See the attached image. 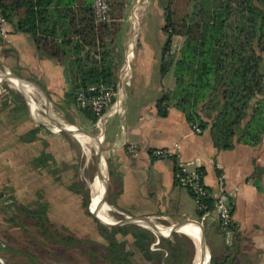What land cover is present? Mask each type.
I'll return each mask as SVG.
<instances>
[{
    "label": "trees",
    "instance_id": "trees-1",
    "mask_svg": "<svg viewBox=\"0 0 264 264\" xmlns=\"http://www.w3.org/2000/svg\"><path fill=\"white\" fill-rule=\"evenodd\" d=\"M0 3L7 20L17 17L16 29L28 34L45 56L64 67L69 84L66 109H74L95 125L96 118L90 109L80 107L77 93L90 86L115 85L120 64L115 63L110 50L112 31L108 23L95 22L93 0H0ZM75 5L78 10L64 11ZM159 5L164 18L160 71L161 75L173 71L175 78L174 88L157 101L159 115L166 117L170 107L177 108L191 126L210 130L213 145L219 150L233 148L235 141L256 144L258 135L243 139L247 130L242 125L253 99L264 93V0H159ZM181 5L185 11L179 14ZM65 17L67 23H63ZM176 36L183 41L178 50L172 51ZM9 103L2 102L5 117L11 118L12 114L23 122L28 117L25 104L19 100L17 108ZM44 129L43 126L31 129L19 136L18 141L34 143L41 139L39 135ZM29 164L31 170L42 171L55 164V159L43 149ZM50 173L56 177L58 172ZM109 176L112 181L110 172ZM102 183L105 194L106 175ZM71 187L70 190L81 195L82 207L91 216L88 194ZM105 199L109 203L107 195ZM14 200L9 196L7 202L12 205ZM204 202L211 211L213 200L207 198ZM21 205L18 212L31 221L45 241L67 249L81 247L90 264H140L126 252L124 241L119 239L128 233L140 247L141 258L152 264H192L196 254L188 236L160 237L155 243L153 233L136 224L106 226L96 220L98 232L108 245L78 240L53 228L48 218L49 204L40 193ZM204 214L205 210H198L199 218ZM225 241L226 231L218 225L212 232L207 264H234ZM218 245L223 250L219 255L214 251ZM87 247L93 251L89 252ZM100 249L104 250L101 255Z\"/></svg>",
    "mask_w": 264,
    "mask_h": 264
},
{
    "label": "crops",
    "instance_id": "crops-1",
    "mask_svg": "<svg viewBox=\"0 0 264 264\" xmlns=\"http://www.w3.org/2000/svg\"><path fill=\"white\" fill-rule=\"evenodd\" d=\"M108 3L111 8L108 25L112 31L108 43L115 63L120 64V70L125 62L127 46L134 34L133 21L137 18L139 22V12L152 3L160 12L162 9L159 0H108ZM129 7V20L132 24L125 22ZM78 9L75 5L65 8L64 11ZM67 21L68 17H65L63 23ZM8 22L9 36L6 39L0 37V65L7 72L6 75L19 78L26 86L44 92L48 102L56 103L64 112L68 111L65 95L69 84L65 78L64 67L45 56L28 34L16 29L17 17ZM163 25L164 21L161 23L160 32L164 39ZM139 30L140 22L135 32L138 33ZM179 38L182 43L183 38ZM118 40L119 45L116 43ZM148 51L149 60L146 59L142 64L141 72L143 77L159 75L160 83L156 87V93L146 97L145 90L149 86L146 84L143 91L139 92L135 90L136 85L133 86L132 82L125 89V113L107 122L103 141L101 135L102 150L112 179L114 206L123 212L122 215L149 218L159 227H165L169 231L166 238H170L173 227L182 224L181 228H188L201 238L203 236L205 242L209 238L210 243L212 232L219 225L212 211L205 220L203 217L199 218L192 195L175 182L176 167L186 163L190 170H200L203 173L204 183L212 197L220 178L224 180L227 190L233 193L230 202L233 224L226 232L225 241L230 258L235 259L233 263L264 264V93L253 99L242 125L247 130L243 139H249L255 134L259 136V141L256 144L235 141L233 148L219 150L213 145L210 130L200 129L201 133L195 132L194 126L187 122L184 114L177 108L170 107L166 117L159 115L157 101L165 92L174 88L175 78L173 71L165 75H161V71H154L156 63L150 61L151 55ZM52 94L55 96L52 97ZM2 102L3 100L0 102V112L3 111ZM32 112L35 114V111ZM71 112L69 110L68 114ZM5 123L2 116L0 124ZM37 124L46 128L45 123ZM31 129H34L33 126L29 130ZM134 143L140 146L137 157L129 155L126 150L128 145ZM161 148H173L175 158H152L151 151ZM191 220H200L206 227L190 222ZM180 233L191 236L179 230L177 234ZM214 250L217 255L223 251L219 245ZM208 262L207 258L206 264Z\"/></svg>",
    "mask_w": 264,
    "mask_h": 264
},
{
    "label": "rangeland",
    "instance_id": "rangeland-1",
    "mask_svg": "<svg viewBox=\"0 0 264 264\" xmlns=\"http://www.w3.org/2000/svg\"><path fill=\"white\" fill-rule=\"evenodd\" d=\"M181 6L182 8L178 10L179 14L185 11V7ZM129 10L130 7L128 8L125 22L132 24V21L129 20ZM138 18L140 30L138 33L135 32L137 24L139 25L138 19L135 18L134 24H132V27L134 26L132 34L134 33V36L132 35L130 40L131 42L133 37H135L134 42L132 41L135 52L133 50L134 58L132 57L133 62L131 61V76L133 86L136 85V91L142 92L146 84L149 86L145 90L147 97L153 96L156 93L160 77L157 74L156 76L150 74L143 77L141 67L146 59L149 60L147 58V51L149 50L148 52L151 55L150 61L156 63V69L154 68L153 70L158 73L160 71L161 49L164 43L160 32L161 23L164 21V18L162 12L153 3L143 8L139 12ZM116 43L119 45V40ZM180 46L179 36L174 37L172 51L178 50ZM2 67L0 65V77L2 74L3 76L7 74ZM1 92H5V95L3 96ZM54 96L55 94H52V97ZM7 97L9 98L7 102L10 101V107L19 108V100H22L27 107L29 115L26 118V122H22V118L15 119V116L12 114H9L11 118L5 117V112H0V118L3 116L6 122L5 124H0V260L5 264H90L89 257L82 252L81 247L67 249L56 245L53 241H45L31 221L18 212V209H21V204L26 203L28 200L36 199L40 193L44 201L49 204L48 218L53 228L57 229L58 232L78 240H94L101 245H108L105 238L101 237L98 232V222L95 219V212L99 216L102 213L94 204L97 196L95 153L100 142L102 146L104 133L102 134L96 125L75 110L68 117V111L64 112L58 108L56 103L48 102L44 92L32 89L31 86L18 88L9 80L2 79L0 83V102ZM32 100L34 106L37 107L35 114L32 112L35 110L32 108ZM18 114L19 116L21 115V113ZM49 115L54 121H58L64 125V127H60L61 129L67 130V127L70 126L74 131L82 134L89 142L75 139L69 130L68 133L58 132L54 126L51 127L46 122ZM44 121L46 122V128L41 131L39 135L40 140L31 144H24L18 141V137L28 132L31 126L35 128L39 125L37 122L44 124ZM27 124L29 125L28 128L26 127ZM85 131L98 139L85 136ZM91 141H95L97 147H94ZM43 149L53 154L55 164L42 171L31 170L29 164L31 159L39 155ZM102 162L105 169L104 176L106 175L108 180L109 190L107 191V197L109 203L106 201V196L101 187L103 180L99 182V188L104 196L103 199L112 207L104 213L105 219H110L109 221L112 223L125 221L127 220L125 216L127 214L122 215L121 213L123 212L113 204L114 191L111 190L112 181L110 180L104 154ZM100 168L101 163L98 165V170ZM51 170L58 172L56 177L52 176ZM71 186H75V188L88 194V197L91 199V216H88L82 207L81 195L75 193L73 189L70 190L69 187ZM9 196L15 198L12 205L7 202ZM151 232L154 235L155 243H157L160 235L153 231ZM190 237L195 246L196 257L199 253V240L195 236L191 235ZM119 239L124 241L126 252L137 263L152 264L145 258H141L143 254L138 249L140 247L129 233L125 236H120ZM209 244L205 245L208 260H210ZM87 250L89 252L93 251L90 247H87ZM101 252L104 253V250L101 251L100 249V255ZM195 257L192 264H194Z\"/></svg>",
    "mask_w": 264,
    "mask_h": 264
},
{
    "label": "built area",
    "instance_id": "built-area-1",
    "mask_svg": "<svg viewBox=\"0 0 264 264\" xmlns=\"http://www.w3.org/2000/svg\"><path fill=\"white\" fill-rule=\"evenodd\" d=\"M93 9L95 22L97 24L109 23L111 20V8L108 0H93ZM9 22L4 14L3 7L0 3V37L6 39L9 36ZM134 50V48H133ZM131 56L127 51L125 62L119 70L117 83L115 85H96L87 89L80 90L77 93V101L80 107L90 109L92 115L96 118L95 125L102 132L105 131L107 122L114 117L123 115L125 89L132 83L131 76ZM4 96L5 92H1ZM7 99L3 101L7 102ZM195 132L201 133L200 128L194 126ZM104 135V134H103ZM127 153L133 157H137L140 152V146L137 143L127 146ZM176 153L173 148H161L151 151V157L156 160H170L175 158ZM177 186L187 190L193 197L194 203L198 210H205L203 220L208 218L210 212L215 217V221L228 231L233 224V213L231 208V197L233 193L227 190L225 182L219 179L218 188L212 197L208 191L204 180L203 173L200 170H190L188 164H179L174 173ZM211 198L214 203V209L208 211L205 199Z\"/></svg>",
    "mask_w": 264,
    "mask_h": 264
},
{
    "label": "bare ground",
    "instance_id": "bare-ground-1",
    "mask_svg": "<svg viewBox=\"0 0 264 264\" xmlns=\"http://www.w3.org/2000/svg\"><path fill=\"white\" fill-rule=\"evenodd\" d=\"M134 40V39H133ZM134 42V41H133ZM133 42H130L129 44H128V47H127V51L129 52V55L131 56V54H132V51H133V48H134V44H133ZM6 75V74H5ZM3 76V74H2V76L0 77V80H2V79H7V80H9L10 82H12L15 86H17L18 88H22L23 86H26V84L24 83V82H22L21 80H19L18 78H16V77H14V76H12V75H10V74H8V75H6V76ZM25 90H27V89H25ZM25 90H23V91H25ZM28 92V91H27ZM30 95V94H29ZM32 103H33V100H32ZM32 103H30V104H32ZM45 104V103H44ZM40 105V104H39ZM38 105V106H39ZM32 108H34L33 110L35 111V112H37V107L36 106H34V103H33V107ZM42 109V108H41ZM51 112V111H50ZM53 115V114H52ZM49 118H48V120L46 121L47 123H48V125H50L51 127L52 126H54V127H64V125H62V124H60L58 121L56 122V121H54L53 120V118L49 115L48 116ZM46 122L44 121V123L46 124ZM70 131L71 132V135H73L74 137H75V139H77V140H80V141H87V142H89L82 134H80L79 132H77V131H74L70 126L69 127H67V131ZM68 131V132H69ZM84 134H85V136H87V137H91L87 132H84ZM92 138V137H91ZM96 139H98V138H96ZM95 140V139H94ZM101 143V142H100ZM91 144L94 146V147H97V143L95 142V141H91ZM92 157V156H91ZM104 174H105V169H104V165H103V162H101V168H100V170H98V176H97V196H96V199L94 200V204H95V206L99 209V211L102 213V215L101 216H96V219L98 220V221H103V222H105V223H112L111 221H109V220H107V219H105V215H104V213L105 212H107V211H109L110 210V207L111 206H109L108 205V203L103 199L104 198V196H103V194L101 193V190H100V188H99V182L100 181H102L103 180V177H104ZM96 175V174H95ZM95 180V181H96ZM93 182V181H92ZM96 190V189H95ZM109 189H108V183H107V185H106V187H105V196L107 195L106 193H108L107 191H108ZM96 192V191H95ZM112 208V207H111ZM115 211V210H114ZM101 217H102V219H101ZM114 221V220H113ZM149 228H151V230H153V232L154 233H156V234H159L157 231L160 229V230H162V231H168V230H166V229H164L163 227L161 228V227H157V226H155L154 224H148L147 225ZM162 226V225H161ZM166 228H168V227H166ZM171 228V227H170ZM179 230H181V231H184V232H187V233H189L190 235H193V236H195L196 238H198V240H199V245H200V247H199V250H198V252H200L201 250H202V248H204V246H205V238L202 236V238L198 235V234H196L195 232H193L192 230H190V229H188V228H185V227H182L181 229H179ZM169 232V231H168ZM197 240V241H198ZM197 245V244H196ZM203 256H202V258H201V260L200 261H202V263L201 264H203L204 263V261H205V259L207 258V256H208V254L205 252V253H203L202 254ZM196 258V257H195Z\"/></svg>",
    "mask_w": 264,
    "mask_h": 264
},
{
    "label": "water",
    "instance_id": "water-1",
    "mask_svg": "<svg viewBox=\"0 0 264 264\" xmlns=\"http://www.w3.org/2000/svg\"><path fill=\"white\" fill-rule=\"evenodd\" d=\"M2 82V80H0V83ZM46 96V99L48 100V97H47V95H45ZM54 128H56V130L58 131V132H64V133H68V131L67 130H64V129H61V128H57V127H54ZM84 131V130H83ZM85 132H87V131H85ZM92 138H95L96 139V137L95 136H93L92 134H90L89 132H87ZM95 156H96V174H97V176H98V165L102 162V159H103V150H102V146L100 145V143H99V145H98V147H97V150H96V153H95ZM97 178V177H96ZM109 189V188H108ZM107 195H108V193H107ZM126 217H127V220H125V221H120V222H114V223H105V222H103V221H98L97 219H96V216H95V219L99 222V223H101V224H103V225H106V226H122V225H127V224H136V225H139V226H142V227H146V228H148V229H150L151 230V228H149L147 225L148 224H154L155 226H157L158 228H159V225H157L155 222H153L151 219H149V218H144V217H132V216H129V215H125ZM190 222H193V223H198V224H201V225H203L204 227H206L205 226V224H204V222H202V221H200V220H197V221H193V220H191ZM181 226H182V224L180 225V226H175V227H173L172 229H171V232H170V237H172V236H174L178 231H179V229L181 228ZM160 230V229H159ZM151 231H153V230H151ZM159 235H160V237H162V238H166L165 237V235H163L161 232L159 233ZM207 243H205V245H208V243H209V238H207V241H206ZM205 248H206V246H204V248H202V250L197 254V256H196V258H195V261H194V264H201L202 263V261H200L201 260V258H202V254L203 253H205ZM0 264H5V263H3L1 260H0ZM203 264H206V262H204Z\"/></svg>",
    "mask_w": 264,
    "mask_h": 264
}]
</instances>
